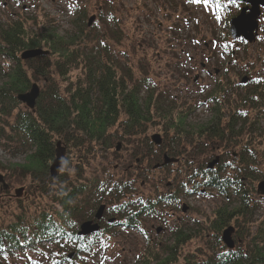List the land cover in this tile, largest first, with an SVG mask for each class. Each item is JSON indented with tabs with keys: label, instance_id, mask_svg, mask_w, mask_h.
<instances>
[{
	"label": "trees",
	"instance_id": "1",
	"mask_svg": "<svg viewBox=\"0 0 264 264\" xmlns=\"http://www.w3.org/2000/svg\"><path fill=\"white\" fill-rule=\"evenodd\" d=\"M13 2L20 11L38 8L37 0ZM74 2L72 32L67 36L51 28L45 16L36 20L9 12L0 19V56L5 58L3 65L0 62V140L13 153L27 157L16 169L29 179L32 188L29 197L16 196L14 203L0 204V264H101L102 255L98 261L96 258L106 240L118 239L125 231L139 233L144 213L146 218L154 217L170 201L165 197L133 200L129 195L134 180L118 179L117 167L111 165L91 167L103 150L114 145L118 152V140L146 133L156 118H171L172 101L146 72L137 74L126 57L123 61L117 58L111 45L121 41L123 32L114 12L106 14L108 7L96 8L104 26L98 32L93 20L89 25L87 7ZM231 16L226 19L223 36L227 45ZM36 48L48 53L20 58L24 50ZM223 48L226 55L235 57L229 48ZM256 53L251 55L255 58L251 65L264 63V53ZM262 77L247 78L244 83L242 78L236 85L229 80L226 84L216 81L207 93L210 118L194 126L195 135L188 136L186 130L185 136L178 133L180 126L185 129L182 120L193 108L184 111L175 107L179 127H173L174 142L189 137L201 156L222 150L213 170L207 169L210 157L198 165L185 158L182 171L191 191L194 195L201 194L203 188L215 191L226 203L217 207L205 229L198 224L196 228L174 225L169 228L173 237L169 244L154 245L147 236L131 264H264V217L253 219L262 199L254 196L255 183L264 179V133L259 130L264 120ZM38 79L43 85L36 83L39 95L30 109L17 96L29 91L32 81ZM164 131L168 133L167 128ZM143 140L153 146L152 139L145 136ZM58 142L64 156L62 173L57 171L53 179L50 167ZM177 149L170 147L168 153L180 154ZM160 154L162 157L163 152L149 153L161 161ZM180 176L178 173L176 178ZM177 187L190 195L186 185ZM5 192L0 189V195ZM101 205L104 217L114 218L112 223L90 237L79 236V222L91 218ZM233 224L237 244L230 250L222 243L221 232ZM194 237L206 239L205 246L183 253V246ZM70 253L71 259L67 258Z\"/></svg>",
	"mask_w": 264,
	"mask_h": 264
},
{
	"label": "rangeland",
	"instance_id": "2",
	"mask_svg": "<svg viewBox=\"0 0 264 264\" xmlns=\"http://www.w3.org/2000/svg\"><path fill=\"white\" fill-rule=\"evenodd\" d=\"M74 1L87 7V18L89 20L92 16L94 17L92 25L94 24V30L98 32H101L104 26L100 22L99 12L96 8L108 7L109 10L106 14L114 12L120 21L123 32L121 41L111 45L117 58L123 61L126 57L131 63L129 65L134 67L137 74L140 71L146 72L145 75L154 79L156 88L167 95L168 101L173 103L169 105L173 111L171 118H156L148 124L146 133L116 140L117 143H120L118 152L115 153L114 145L109 150H103L91 167L101 165L117 167L115 175L118 179L134 180L135 190L145 194L150 192L155 194L165 189L163 181L171 182L174 172L168 171V173L166 169H154L153 166L157 161L160 162V158L151 157L150 152L152 154L168 153V148L178 147L180 150L177 149V151H181V153L176 154L175 157L191 156V158L193 157L192 165L195 162L198 165L209 157L212 161L216 158L220 159L221 148L201 156L199 155L201 153H197L200 150L196 152L194 149L193 145L196 142L192 143L189 137L187 139L181 137L174 142L173 127L175 125L179 127V119L175 112L181 110L180 108L184 111L188 107L193 108V110L189 108L191 113L182 120L183 126L184 123L186 124L185 129L180 126L178 133L183 136L187 132L188 136L195 135L194 126L205 123L210 118L207 106L210 107L211 103L207 98V93L213 88L216 81L226 84L229 80L236 85L244 77L261 76L264 81V63L255 62L251 65L255 60L251 55L255 54L256 56V52L264 53V14L260 19L256 41L250 44L246 43V45L240 40L231 38L227 45L223 40L228 15H236L242 6V4L238 7L230 5L226 0H110L109 3H105V0H37L38 8L34 9L33 7L28 11H20L13 0H0V19L3 20L9 12L12 15L20 13L23 17L36 20L45 16L48 17L47 23L51 28L56 29L60 35L67 36L72 32V4L75 3ZM2 3H5V6ZM108 43L113 42L108 41ZM224 46L235 53L234 58L224 53ZM3 59L5 58L0 56L1 65L4 64ZM75 78V76L72 77V79ZM2 82L3 80L0 78V83ZM33 82L40 87L43 85L41 79ZM195 104L197 105L194 107ZM176 106H179L178 110H175ZM259 126V130L264 133V120ZM165 128L168 130L167 134H165ZM117 133L121 134L120 130ZM153 134L160 135L161 148H158L154 142L152 147H148L143 140L145 136L150 140ZM13 152L4 144L3 140H0V175L7 184V189H4L7 192L0 195V204L14 203L17 198L15 195L17 189H22L20 195L22 199L29 197L32 193L29 179L16 169L18 165L26 161L27 157ZM63 158L64 156L61 157V159ZM136 160L139 161L136 162ZM185 162L184 158L180 165L183 171L184 167L182 166L186 165ZM72 166L75 167L74 162H72ZM174 168L172 166L169 170ZM57 171L62 173L60 166ZM166 176L168 178L163 180ZM183 177H186V174L181 172L180 178ZM258 182L255 183V189ZM0 186L2 189L1 183ZM173 186L175 185L173 184ZM208 191L211 190H206L207 193L204 194H195L190 198L185 196L180 198L179 206L183 203L189 208L185 213L178 210L176 216L183 215L184 220L190 219L187 222L188 228H196L198 225L206 227L214 218V211L217 207L226 203V200L217 195L215 191L211 193ZM258 195L256 191L254 196ZM258 203L261 207L255 211L253 219L264 217V198L262 197ZM169 205H165V211L168 210ZM162 211L160 217L165 214ZM142 220L143 230L147 232L148 238L150 237L149 239L153 241L154 245L172 242L173 237L170 235L169 228L168 230L164 229L163 219L154 217ZM174 221L170 223V227L175 225ZM231 227L235 229L231 233V239L236 245V226L233 224ZM156 229H159V232L156 233ZM161 229L163 230L161 231ZM122 235L118 239L106 240L104 250L96 260L102 255L99 259L101 264H131L138 251L143 249L145 239L141 233L133 231H125ZM205 243L206 239L204 240L203 237H194L183 246L182 251L183 253L194 252L198 247L205 246ZM76 264L83 263L79 261Z\"/></svg>",
	"mask_w": 264,
	"mask_h": 264
},
{
	"label": "water",
	"instance_id": "3",
	"mask_svg": "<svg viewBox=\"0 0 264 264\" xmlns=\"http://www.w3.org/2000/svg\"><path fill=\"white\" fill-rule=\"evenodd\" d=\"M235 2L243 3L244 6L241 7L238 14L231 17L229 20L230 36L233 40L243 39L248 43H252L256 40L258 34L257 32L259 27L258 21L261 14V8H264V0H235ZM93 19H94L93 16L89 19L88 21L89 25ZM47 53L48 51L39 48L27 49L20 54V58L26 60V59L34 58L38 55H45ZM242 82L243 83L246 82V77L242 79ZM38 95H39L38 85L36 83H33L29 91L19 94L17 96V99L22 103H24L28 108L33 109ZM151 139L155 144L161 143L159 134H153L151 136ZM116 149L117 150L119 149V145H117ZM62 154H63V149L60 148V142H58L57 150H56V158L50 167L51 177H54L57 173V169L59 168L61 163ZM164 158H165L164 163L176 161L175 158L170 159L167 158L166 155L164 156ZM217 161L218 159L216 158L215 160L209 163L208 167L212 168ZM0 183L2 184L3 189H7V184H5L4 179L1 175H0ZM21 192L22 189H17L15 190V195L17 197H20ZM257 192L260 195H264V180L260 181L257 184ZM102 210H103V206H101L97 211L95 215V219L99 220L101 218ZM98 229L99 226L96 222L85 221L80 225L78 234L87 235L92 232H96ZM232 232H233V227L229 226L222 233V240L228 248H233L234 246L233 240L231 239ZM67 257L71 258L72 255L68 254Z\"/></svg>",
	"mask_w": 264,
	"mask_h": 264
},
{
	"label": "flooded vegetation",
	"instance_id": "4",
	"mask_svg": "<svg viewBox=\"0 0 264 264\" xmlns=\"http://www.w3.org/2000/svg\"><path fill=\"white\" fill-rule=\"evenodd\" d=\"M241 8V7H240ZM262 12H263V10H262ZM217 73V72H216ZM161 144V143H160ZM160 144H157V146H159ZM167 156V158H170V159H173V158H175L176 159V161H174V162H168V163H164V156ZM176 155H174V156H172V155H169L167 152H165V153H163V155H162V157H161V161L160 162H156L155 163V165L153 166V168L154 169H157V168H160V169H166V171L168 172H174L173 173V177H172V179H171V182H165V180L164 179H167L168 177L166 176V177H164L163 178V183H164V190H162L161 192H156L155 194H152L151 192L150 193H147V194H145V193H143V192H140V191H138V190H135V188H134V191H132L131 192V194L129 195L130 196V198L131 199H142L143 201H146V200H150V199H155V198H159V197H165L166 199H169L170 201L169 202H165V204L163 205V207L159 210V212H158V215H155L154 217H159L160 218V220L161 219H163V223H164V229H166V230H168V228H170V223H172V221L173 220H175L174 222V224L175 225H182V226H184V225H188L187 224V222L188 221H190V219L189 220H187V218H186V220H184L185 218H182V216L181 217H178V216H176V212L178 211V210H180L181 212H183V213H185L186 212V210L189 208V207H186L183 203L179 206V200H180V198L182 197V196H185V197H193V196H195L194 195V193L191 191V189L192 188H190V187H192V186H190V184H188L189 182H188V179H187V177H183V178H176V176H177V174L178 173H183V171L181 170V167H180V165H181V163H182V161H184V158H186V157H184V158H176L175 157ZM187 157H189V156H187ZM190 158H191V156H190ZM193 160V157L191 158V161ZM139 160H136V162H138ZM217 164V162L214 164V165H216ZM172 166H174L175 168L174 169H171V170H169L170 169V167L172 168ZM115 169H116V167H114ZM215 167H213L212 169H209V170H213ZM168 172V173H169ZM167 175V174H166ZM173 180V181H172ZM179 183H182V185H186V187H188V188H190L189 190H190V195H186V193H184V192H182V189L180 188V187H177L178 185H179ZM143 184V183H142ZM173 184L175 185V186H173ZM158 190V189H157ZM209 193H211L212 192V190L211 191H208ZM204 194V193H207L206 192V190L203 188V189H201V194ZM129 196H128V198H129ZM175 196V197H174ZM260 198H264V196H259ZM176 198V199H175ZM167 204H170L169 205V208H168V210L166 209V211H165V205H167ZM103 209H104V211H105V208H104V206H103ZM162 209H164L163 211H162ZM104 211L102 210V215H101V218L98 220V221H95V214H96V212H97V209L93 212V216H91V218H86L85 220H82V221H80L79 222V224L77 225L78 227L80 226V224L82 223V222H84V221H92V222H97V224L99 225V231L102 229L103 230V228H107V227H109V226H107V223L108 224H111L112 223V220L114 219H110L109 220V218H106V217H104ZM161 211L163 212V213H165L164 214V216H162V217H160V213H161ZM163 213H162V215H163ZM133 214H135V213H133ZM144 219H146V214L144 213ZM154 217H151V218H154ZM112 218V217H111ZM150 218V219H151ZM171 220V221H170ZM143 220H141L140 221V228L138 229L139 230V233H141V235H143V237H144V239H146V237L147 236H149L148 234H147V232L146 231H144L143 230ZM230 226H232V225H230ZM227 228V227H226ZM225 228V229H226ZM163 229H161V231H162ZM224 230V229H223ZM160 231V232H161ZM235 231V229H233V232ZM157 232H159V229L157 230L156 229V233ZM232 232V233H233ZM222 233H223V231L221 232V241H222ZM93 234H90V235H87V237H90V236H92ZM150 238V237H149ZM151 240V239H150ZM152 241V240H151ZM222 243H223V241H222ZM160 244H162V243H160ZM225 245V244H224ZM234 246H236L235 244H234ZM226 247V246H225Z\"/></svg>",
	"mask_w": 264,
	"mask_h": 264
},
{
	"label": "snow or ice",
	"instance_id": "5",
	"mask_svg": "<svg viewBox=\"0 0 264 264\" xmlns=\"http://www.w3.org/2000/svg\"><path fill=\"white\" fill-rule=\"evenodd\" d=\"M231 3H235V0H230Z\"/></svg>",
	"mask_w": 264,
	"mask_h": 264
}]
</instances>
